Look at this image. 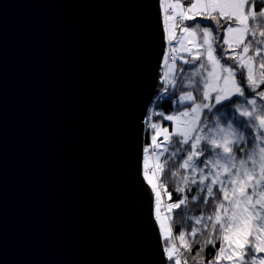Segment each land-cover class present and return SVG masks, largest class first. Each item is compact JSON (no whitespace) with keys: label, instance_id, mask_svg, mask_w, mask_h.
Instances as JSON below:
<instances>
[{"label":"water","instance_id":"95a60500","mask_svg":"<svg viewBox=\"0 0 264 264\" xmlns=\"http://www.w3.org/2000/svg\"><path fill=\"white\" fill-rule=\"evenodd\" d=\"M160 0H0V264H168L143 175Z\"/></svg>","mask_w":264,"mask_h":264},{"label":"snow or ice","instance_id":"6c2138e0","mask_svg":"<svg viewBox=\"0 0 264 264\" xmlns=\"http://www.w3.org/2000/svg\"><path fill=\"white\" fill-rule=\"evenodd\" d=\"M160 4L171 50V55L166 53L164 57L166 68L171 60L175 71L176 53H193V48L197 51L191 59L184 56L179 59L193 65L199 61V65L187 78L192 91H182L177 101L182 110L167 116L159 113L164 120L173 122L172 132L150 123L153 135L149 147L160 148L163 141L157 143V138L162 135L164 141L175 146L169 159L186 153L179 168L190 170L193 177L183 176V183L196 185L200 193H205L193 195V201L211 205V214L195 217L190 232H179L178 248L166 220L174 219L178 214L175 210L182 209L188 197L178 195V202L169 203L168 215L162 217L156 179L163 174L167 160L159 162L163 152L155 151L151 155L157 162L151 166L148 157L144 158V179L156 194L155 215L164 237L167 261L264 264V255H259L264 253V90L258 91L264 85V0H160ZM196 17L207 19L211 26L201 27L203 21H197ZM186 21L193 24L185 25ZM173 41L178 47L172 46ZM169 76L165 71L164 78ZM169 83L175 86L176 80L170 79ZM148 151L149 148L144 149ZM171 174L176 176L178 172ZM174 191L184 194L185 187L177 186ZM171 197L169 192V200ZM217 242L219 249L206 262L202 253L209 245L215 249Z\"/></svg>","mask_w":264,"mask_h":264},{"label":"trees","instance_id":"16d2710c","mask_svg":"<svg viewBox=\"0 0 264 264\" xmlns=\"http://www.w3.org/2000/svg\"><path fill=\"white\" fill-rule=\"evenodd\" d=\"M182 2V0H181ZM187 7V5H185ZM197 21H203L201 24V27L211 26L210 22L203 18V17H196ZM186 25L190 26L193 24V21H186ZM215 34V30H214ZM221 37L223 36V31L220 32ZM222 42V41H221ZM231 52V50H229ZM216 55H220V50L218 49L216 52ZM185 58L191 59V56H186ZM223 62V61H222ZM177 64V71L175 76L172 79L176 80V85L172 86L169 83L167 84V91H165V95L162 98L157 99L150 107L147 119H148V125L149 122H155L163 125L164 127L168 126L172 128L173 122L166 121L163 119L162 116L159 115V113H163L165 116L171 115L177 110H182L180 106L178 105L177 101L179 99V96L182 91H192V88L187 86V78L189 74L191 73L192 67H194L197 63L199 64V61L195 62V64H187L184 63L183 60L179 59V57L176 59ZM238 81L240 80L239 74H237ZM242 87H245V91L247 93V88L244 84L241 85ZM259 90H264V85H261ZM175 93V95H173ZM194 95H196L195 92H193ZM249 99L252 97L249 96ZM258 99V98H257ZM242 102V98L241 101ZM259 102V101H258ZM205 115L207 114L205 110ZM150 118V119H149ZM203 119V117H202ZM209 119H211V116L209 115ZM148 128V127H147ZM152 136H150V131L148 130L144 135V143L145 148L147 145H152ZM151 139V141H150ZM175 137H173V140ZM163 141V143H161ZM157 143H161L160 148L156 149V152H163V155L161 156V162L167 160V164L165 166V170L163 174L158 179L159 189L163 197V202L165 205V209L167 208V205L169 203H177L178 202V195L183 198L184 195L188 197V203L179 210H175L176 213L174 215V219L169 221L170 226L172 228V235L174 238V242L176 246L180 247V240L177 238L180 231H186L190 232L191 227L195 225V217L203 216L206 217L207 215L211 214V205H205L200 200L193 201L191 197L193 195H205V193H200L199 189L196 185L188 184L187 186L184 185L182 177L187 175L190 179L193 177V174L188 169H180L179 164L183 162V158H186V153H180L176 157H173L169 159L170 154L175 150V146L173 144L168 143L167 141L163 140V137H159L157 139ZM251 145H249L250 147ZM187 147V146H185ZM144 148V149H145ZM164 148H167L168 151H164ZM152 149V148H151ZM207 155V153L205 154ZM205 157H200L201 160H203ZM201 167L203 165H200ZM172 172H178V175L173 176ZM198 179V174L196 176ZM207 183V181H206ZM164 186H166L167 190L165 191ZM179 187H185V193L184 194H178L174 191V189ZM190 189V191H189ZM172 193L171 200L168 198V193ZM200 238V237H198ZM163 245L165 246V241L163 240ZM220 247V243L217 242L215 245V249L211 245L208 246L207 249L202 253L205 261L212 260L215 256V250H218ZM193 251L195 252L196 249L194 248ZM166 253V252H165ZM185 255H188L187 253H184ZM167 257V253H166ZM168 264H171V262H168ZM189 264H192L191 259H189Z\"/></svg>","mask_w":264,"mask_h":264},{"label":"rangeland","instance_id":"374dc122","mask_svg":"<svg viewBox=\"0 0 264 264\" xmlns=\"http://www.w3.org/2000/svg\"><path fill=\"white\" fill-rule=\"evenodd\" d=\"M172 2H175V0H172ZM190 15H191V13H190ZM185 25H186V23H185ZM176 34H177V36L179 37V35H180V31H179V29H177L176 30ZM174 43H176L177 44V42L176 41H173ZM178 46V45H177ZM197 51V49L196 48H193V53H188V52H179V56L178 57H180V56H184V57H186V56H192L195 52ZM237 51H239V49H237ZM177 57V58H178ZM222 62V61H221ZM223 63V62H222ZM176 64V63H175ZM198 63L194 66V67H198ZM194 67H192V69H191V71L193 70V68ZM176 71H177V64H176V67H175V71H173L172 70V68H171V65L169 66V73H170V76H169V78H168V80H170V79H172L174 76H175V74H176ZM238 80V79H237ZM150 123H155V122H150ZM157 124H159V123H157ZM161 125V124H160ZM162 127H164L163 125H162ZM166 127V126H165ZM167 129H168V131L169 132H172V130H173V126H172V128H170V127H166ZM152 133H153V130H152ZM159 137H163L162 135L161 136H159ZM158 137V138H159ZM157 138V139H158ZM150 145H147L146 146V148H149V151L148 152H144V158L145 157H148V159H149V165L151 166L153 163H155V162H157L156 160H155V158H153L152 157V155H151V148L149 147ZM157 149V148H156ZM159 162H161V156L159 157ZM143 175H144V160H143ZM146 182H147V180H146ZM156 183H157V186H158V189H159V184H158V179H156ZM147 184H148V182H147ZM149 185V184H148ZM150 187H151V185H150ZM152 188V187H151ZM160 190V189H159ZM154 196H155V209H154V216H155V219H156V194H155V192H154ZM161 215H162V217H164V216H167L168 215V213H167V211H166V209H165V205H164V202H163V197H162V194H161ZM157 221V220H156ZM157 224H158V226H159V222L157 221ZM166 224H169L170 225V223H169V221L168 220H166ZM160 231V230H159ZM160 234H161V236H162V240H164V237H163V234L160 232ZM259 255H264V253H261V254H259ZM225 264H226V262H225Z\"/></svg>","mask_w":264,"mask_h":264},{"label":"built area","instance_id":"2783aa9c","mask_svg":"<svg viewBox=\"0 0 264 264\" xmlns=\"http://www.w3.org/2000/svg\"><path fill=\"white\" fill-rule=\"evenodd\" d=\"M162 19H163V25H164V8L163 7H162ZM165 38H166V47H165L164 57H165L166 53L171 55V50H170L169 43H168V40H167V32L166 31H165ZM172 46L173 47H178L177 44L174 43V42H173ZM176 55H177V57L179 56V51L176 53ZM164 57H163V60H162V69H161V72H162L161 82H162V84H161L160 92H159V94L156 97V100L159 99V98H162L165 95V91H166L165 89L167 88L168 79L164 78V72L165 71L169 72V66L172 63L171 60H169V66L166 68L165 63H164ZM145 124H146V132L149 130L150 131V136H152L153 135L152 129L149 126H147L148 125V119L147 118L145 120ZM149 125H150V122H149ZM150 141H151V139H150ZM153 151L156 152V148H152L151 152H153Z\"/></svg>","mask_w":264,"mask_h":264}]
</instances>
